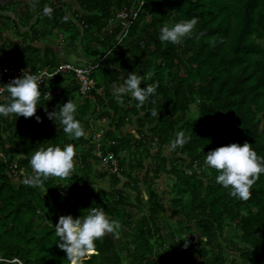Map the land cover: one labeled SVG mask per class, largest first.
Instances as JSON below:
<instances>
[{
  "label": "trees",
  "instance_id": "1",
  "mask_svg": "<svg viewBox=\"0 0 264 264\" xmlns=\"http://www.w3.org/2000/svg\"><path fill=\"white\" fill-rule=\"evenodd\" d=\"M70 1L0 4L4 56L38 70L67 61L69 47L80 44L89 62L101 60L86 99L80 98L75 76L62 74L50 87L53 96L42 95L38 104L42 120L0 117V264H69L56 243L55 224L61 215L78 217L92 206L123 227L119 238L98 239L84 264H264V174L243 200L218 184L217 171L204 163L205 153L232 142L247 141L264 156V0H143L125 35L118 12L142 0ZM21 4L26 29L10 35L4 18ZM45 7L52 13L45 14ZM192 17H198L199 38L180 45L159 39L164 24ZM69 28L66 50L37 45L47 32ZM132 71L157 84L139 107L130 94L123 103L114 96V87ZM45 89L42 85V94ZM69 99L78 104L85 128L79 138L47 115ZM96 121L105 124L98 142ZM180 133L190 139L173 147ZM65 143L77 151L71 176L49 177L38 188L13 174L11 164L17 163L30 179L34 151ZM97 146L115 154L118 172L103 165ZM164 175L174 181L170 190L160 191ZM184 234L196 238L182 244ZM186 245L190 260L183 255Z\"/></svg>",
  "mask_w": 264,
  "mask_h": 264
},
{
  "label": "clouds",
  "instance_id": "2",
  "mask_svg": "<svg viewBox=\"0 0 264 264\" xmlns=\"http://www.w3.org/2000/svg\"><path fill=\"white\" fill-rule=\"evenodd\" d=\"M38 0H35L33 6ZM52 8L45 7L44 13L51 14ZM198 17L180 20L171 24H164L159 31V39L163 42L180 45L188 37L199 38L203 32H197ZM124 83L114 87L115 99L124 102L125 95H131L137 101V107L142 106L157 91V84L147 83L141 73L132 71L123 77ZM145 82V86L141 83ZM8 95L7 102L0 103V117H8L12 114L24 117L36 115L38 104L42 95L44 99L50 97V93L42 94V76L31 71H23L21 76L12 78L6 84ZM49 100V99H48ZM78 104L69 99L54 111H48V118L59 121L63 131L70 137L79 138L85 135V128L78 119ZM152 115L157 116L156 108L152 109ZM38 121L42 120L36 115ZM104 130V129H103ZM96 132V131H95ZM181 137L173 142V147L186 143L190 137ZM77 163V151L73 143L49 144L40 146L31 155L30 164L34 169V175L27 181L33 187L43 188L44 182L49 177L67 178L75 171ZM204 163L217 171L215 180L224 188L229 189L230 195L247 200L251 196V187L264 174V156H261L245 141L243 144L232 142L219 146L205 153ZM120 220L111 218L100 207L88 208L87 214L78 217L73 214L61 215L55 224L56 243L66 252L69 264H84V259L96 251V241L105 235L111 234L119 238L122 230Z\"/></svg>",
  "mask_w": 264,
  "mask_h": 264
},
{
  "label": "built area",
  "instance_id": "3",
  "mask_svg": "<svg viewBox=\"0 0 264 264\" xmlns=\"http://www.w3.org/2000/svg\"><path fill=\"white\" fill-rule=\"evenodd\" d=\"M143 4L144 1L142 0L137 7L132 6L130 8H123L118 12L117 16L119 18L121 26L123 27L122 35H125L127 33V30L130 27L131 23L138 18ZM109 52L110 51H108V53ZM100 61V59L93 60L83 66H78L70 61H60L56 65H48L44 66L41 69L35 70L34 67L28 62L16 61L0 53V84H6L12 78L21 76L24 70L31 71L42 76V85L46 88L45 93H50V97L48 98H51L53 96V92L50 87L54 85L55 78L62 74H73L80 86V98L84 100L87 97L91 96L90 91L94 85L92 73L100 64ZM6 95V85H0V102L5 99ZM102 134L103 129L94 132L93 139L96 142L100 141ZM96 151L97 154L101 157V161L104 166L110 168L112 172L119 171V162L114 153L107 152L106 154H103L99 146H97ZM11 169L15 176L19 177L20 175H22L24 182L28 183L27 181L29 180V177L25 176L24 169H17V163H12Z\"/></svg>",
  "mask_w": 264,
  "mask_h": 264
},
{
  "label": "rangeland",
  "instance_id": "4",
  "mask_svg": "<svg viewBox=\"0 0 264 264\" xmlns=\"http://www.w3.org/2000/svg\"><path fill=\"white\" fill-rule=\"evenodd\" d=\"M67 2H72L70 0H66ZM24 7H21L19 9V12L17 11H11L8 13V17L4 18V23L6 24V27H7V30L10 32V35L14 34V35H18L19 33L17 32V28L20 29V30H23V26L21 24H23V20L20 18L22 16V14L24 13ZM22 12V14H21ZM20 13V14H19ZM20 23V24H19ZM7 32V33H9ZM72 34V28H69L67 31H64L61 33L59 32L58 30H54L53 32H47L46 36H44L42 38V43L52 47L54 50L57 49L58 51V48L59 46H63V49L66 50V48H68V43H70L71 41L69 40L70 39V36ZM62 35L64 36V39L62 37ZM17 39V38H16ZM77 41H79V39L77 38ZM79 43V42H78ZM76 45V44H75ZM69 49L71 51L68 52V54H66V58L67 60L69 61H72L74 62L75 64H77L78 66L81 65L82 63L80 61H76L74 59V56L73 55H78V54H81V47H80V44H78L77 48H70ZM60 50V49H59ZM68 51V50H67ZM96 124V129H98V131L100 129H105V124L102 122V121H96L95 122ZM129 130H131V128H129ZM92 136V135H91ZM96 143V142H95ZM154 151V149H153ZM149 162V161H147ZM173 177H170V176H162L160 179H159V185L158 187L160 188V191H166V190H170V187L173 183ZM109 184H103V187H106L108 188ZM162 221L167 224V225H171V223H169L170 221H168L167 217L166 216H163L162 218ZM228 237H230V235L228 234L227 235ZM195 239L196 238V235H180L179 239H178V242L182 243V244H185L189 241V239ZM188 245V244H187ZM184 246L183 248V255L187 258V260H190V249L188 246ZM181 252H182V249H180ZM179 250V251H180Z\"/></svg>",
  "mask_w": 264,
  "mask_h": 264
},
{
  "label": "crops",
  "instance_id": "5",
  "mask_svg": "<svg viewBox=\"0 0 264 264\" xmlns=\"http://www.w3.org/2000/svg\"><path fill=\"white\" fill-rule=\"evenodd\" d=\"M11 1H25V0H0V4L9 3V2H11ZM21 7H24V4H21V5L18 7L17 12H19V9H20ZM23 9H24V11H25V7H24ZM19 14H20V13H19ZM21 14H22V12H21ZM23 28L26 29V27H23ZM5 35H6V33H5ZM37 45L42 46V45H44V43L39 42V43H37ZM59 49H60V51H61V47H60V46H59V48H58V51H59ZM56 51H57V49H56ZM81 54H82V52H81ZM81 54H78L77 56H76V55H73V56H74V59H75L76 61H80V62L82 63V64L79 65V66H83V65H85L86 63L89 62V59L86 58V57H83ZM67 61H69V60H67ZM70 62H72V61H70ZM72 63H74V62H72ZM74 64H75V63H74ZM76 65H77V64H76ZM93 132H95V130H94Z\"/></svg>",
  "mask_w": 264,
  "mask_h": 264
}]
</instances>
